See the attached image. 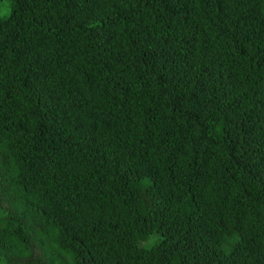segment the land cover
I'll return each instance as SVG.
<instances>
[{"label": "trees", "instance_id": "1", "mask_svg": "<svg viewBox=\"0 0 264 264\" xmlns=\"http://www.w3.org/2000/svg\"><path fill=\"white\" fill-rule=\"evenodd\" d=\"M6 1L0 264H264V0Z\"/></svg>", "mask_w": 264, "mask_h": 264}, {"label": "rangeland", "instance_id": "2", "mask_svg": "<svg viewBox=\"0 0 264 264\" xmlns=\"http://www.w3.org/2000/svg\"><path fill=\"white\" fill-rule=\"evenodd\" d=\"M8 10V3L6 0H0V14L5 13Z\"/></svg>", "mask_w": 264, "mask_h": 264}]
</instances>
